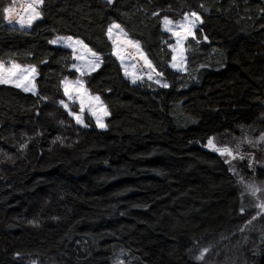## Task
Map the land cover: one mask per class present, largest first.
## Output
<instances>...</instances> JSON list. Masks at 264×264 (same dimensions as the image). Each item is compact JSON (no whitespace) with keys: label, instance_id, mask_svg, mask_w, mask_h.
<instances>
[{"label":"trees","instance_id":"1","mask_svg":"<svg viewBox=\"0 0 264 264\" xmlns=\"http://www.w3.org/2000/svg\"><path fill=\"white\" fill-rule=\"evenodd\" d=\"M11 2L0 0V63L34 67L37 95L0 84V264H202L194 245L214 246L245 218L205 145L264 113V0H44L26 30L5 22ZM193 11L203 23L180 73L163 18ZM113 23L169 87L123 77ZM69 36L100 57L84 85L107 110L104 131L61 105L77 73L54 39ZM258 224L246 264H264Z\"/></svg>","mask_w":264,"mask_h":264},{"label":"rangeland","instance_id":"2","mask_svg":"<svg viewBox=\"0 0 264 264\" xmlns=\"http://www.w3.org/2000/svg\"><path fill=\"white\" fill-rule=\"evenodd\" d=\"M23 3L24 0H12L11 2V5L15 4V8L17 11L20 12V15H24V13L20 11V9H22L23 7ZM12 19V24H9L7 20H5V22L9 26L21 29L20 25L16 23V20L19 19V15H17L16 12L13 13ZM39 20L40 19L34 21L33 24ZM179 21H173V24L169 25L168 27L174 28L175 24ZM199 25L200 23H198L197 28L194 30V33H196V31L198 30ZM23 29L26 30L30 28L25 27ZM163 30L167 34H169V36H171L173 40V45L171 47L172 61L170 63V68L176 72H185L186 43L190 39H196V35L195 38H193L192 36H188L187 39H181L180 43L178 44V37L174 36L171 30L166 31L164 24ZM181 37H183V33H181ZM60 38L63 37L55 38L54 44L56 46L66 48L72 52L74 61L72 70L77 73V78L75 80H63V91L64 82H69V94L65 95V102H63V104L61 103V105L63 107L65 104L68 105V108L65 109L68 113L69 111H72L74 114H78L81 116L83 123H76L77 125L84 128H89V125L86 121V118H89L93 121L98 130L104 131L106 130V126L104 128L97 127L96 118L97 116L100 117L103 124L105 125V120L108 116L107 110L105 108L107 113L105 114V111H101L99 109V104L102 103V101H96L94 98L98 96L90 94L86 90L84 85V78L91 74L93 71H95L100 65V57L96 55V57L99 58L97 61L96 57L92 56V52L87 51L88 48L84 49L81 48L79 45L76 46V52L74 53L72 48L65 46L67 41ZM108 38L113 47V56L118 61L122 69L123 77L130 84L137 85L141 82H150L153 83L155 86L161 87V83H166L160 75H157V72L155 71L150 59L142 50L140 44L131 40L121 26L119 29H113L112 35L109 36L108 34ZM72 40L77 41L78 39ZM129 41H132V43H129ZM173 56L176 57L175 61H173ZM181 57H183V62H181ZM145 60H147L148 63L151 64V67H149L148 64L145 63ZM90 62L98 63V66L95 67V69L93 70L90 66ZM173 64H176V67H173ZM4 65L5 67H9L11 64ZM21 67L31 66L22 65ZM77 68L82 69V71H78ZM125 71H127L128 75H125ZM33 75L35 84L36 71ZM134 77L136 78L135 84L132 83V79ZM149 77H151V79H149ZM77 81L81 83L82 87H77ZM3 85L11 86L10 84ZM81 99H83L84 101L83 109H81ZM92 110L96 111V116L92 114ZM71 117L74 119L73 116ZM261 134H264V113L262 116L259 117L258 121L254 125L238 126L231 133L212 137L217 147L228 148L229 150L235 152V159L227 157V159L230 160V163H226V157L221 156L219 153L218 154L225 162L230 173L235 179L236 185L240 191L241 202L243 205L242 214L245 218L244 221L241 222L229 236H227L226 238L223 237L218 239L215 242L214 246L201 244L194 245L192 249L193 252L192 254H190L192 260L202 264H246L244 261L246 257V251L251 248L253 244V239L257 235V230L260 226L258 223L264 221V213H262L261 210L256 206L259 200H264V191L253 195L245 187L246 184L251 183L264 189V142L257 143ZM249 141H251V143ZM237 146H239L238 151H236ZM205 148L212 151L208 146V141L205 145ZM241 155L243 156V159L240 158ZM253 217L256 218L253 219ZM249 221L251 222L249 223ZM201 253H203L202 258L197 259V257L201 256ZM116 263L125 264L123 258H116Z\"/></svg>","mask_w":264,"mask_h":264},{"label":"snow or ice","instance_id":"3","mask_svg":"<svg viewBox=\"0 0 264 264\" xmlns=\"http://www.w3.org/2000/svg\"><path fill=\"white\" fill-rule=\"evenodd\" d=\"M44 0H24L23 7L20 9L24 13V15H20V12L16 10L15 4L10 5L8 7H5L3 9L4 12V19L7 20L9 24L13 23V13L16 12L17 15H19V19L16 20V23L20 25V28L23 29L25 27L31 28L34 21L42 18V12L40 11V8L43 4ZM107 3L111 5L113 3V0H107ZM203 7V6H201ZM156 15V14H154ZM198 23H203V20L199 14L196 12L186 13L183 16V19L177 22L174 26V28H169V25L173 24V21H171L169 18L165 17L163 18V24L165 25V30L172 31V34L174 36L178 37V44L180 43L181 39H187L188 36H192L195 38L194 30L197 28ZM120 25L113 23L108 29L109 36L112 35L113 29H119ZM181 33H183V37H181ZM63 40H66L67 43L65 46L72 48L73 52H76V46L79 45L81 48L87 49V46L82 43V41H73L72 38L69 37H63L60 38ZM129 43H132V41H129ZM87 51L91 52V49H87ZM93 57H96V54L94 52L91 53ZM77 58V57H74ZM98 57H96V60L98 61ZM176 60V57L173 56V61ZM181 62H183V57H181ZM145 63L148 64L149 67H151V64L148 63L147 60H145ZM91 68L94 70L95 67L98 66V63L90 62ZM123 66V65H122ZM173 67H176V64H173ZM78 71H82V69L77 68ZM36 69L34 67H21L19 64H16L15 62L11 63L9 67H5L3 63H0V84H10L11 86L15 88H19L23 90L24 92H31L33 95H37L35 84H34V73ZM125 75H128L127 71H125ZM157 75H160L157 73ZM151 79V77H149ZM132 83H136V78L134 77L132 79ZM77 87H82L81 83L79 81L76 82ZM161 87L167 88L169 85L167 83H161ZM64 92L65 95L69 94V82H64ZM96 101H99V97L94 98ZM63 104V102H61ZM84 101L81 99V109H83ZM65 109L68 108V105H64ZM99 109L101 111H105V107L102 103L99 104ZM70 116H73L76 120L77 124H82L83 121L81 119V116L78 114H74L72 111H69L68 113ZM92 114L96 116V111L92 110ZM96 124L99 128H104L105 125L103 124L100 117L97 116L96 118ZM86 126V125H85ZM251 143V141H249ZM259 142H264V134H261ZM208 146L209 148L219 153L221 156L226 157L225 162L230 163V160L227 159V157H231L232 159L236 158L235 152L232 150H229L228 148H221L217 147L214 143L213 138H209L208 140ZM239 150V146H237L236 151ZM241 159H243V156H240ZM245 187L253 194L256 195L257 193L264 191V189L258 187L255 184H246ZM262 213H264V200H259V202L256 205ZM243 211V208L241 209ZM256 217H253L255 219ZM251 221H249L250 223ZM203 253H201L200 257H197V259L202 258Z\"/></svg>","mask_w":264,"mask_h":264}]
</instances>
